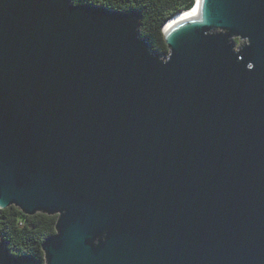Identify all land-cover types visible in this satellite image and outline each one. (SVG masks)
I'll use <instances>...</instances> for the list:
<instances>
[{
  "label": "water",
  "instance_id": "95a60500",
  "mask_svg": "<svg viewBox=\"0 0 264 264\" xmlns=\"http://www.w3.org/2000/svg\"><path fill=\"white\" fill-rule=\"evenodd\" d=\"M191 9L0 0V209L56 215L0 264H264V0Z\"/></svg>",
  "mask_w": 264,
  "mask_h": 264
},
{
  "label": "trees",
  "instance_id": "16d2710c",
  "mask_svg": "<svg viewBox=\"0 0 264 264\" xmlns=\"http://www.w3.org/2000/svg\"><path fill=\"white\" fill-rule=\"evenodd\" d=\"M72 3H91L121 11L138 10L142 16L139 33L149 42L152 50L165 55L164 22L178 12L191 9L194 0H72ZM55 222L56 215H25L13 206L0 209V240L7 242L12 254H28L42 261L41 245L46 237L55 232Z\"/></svg>",
  "mask_w": 264,
  "mask_h": 264
},
{
  "label": "bare ground",
  "instance_id": "6f19581e",
  "mask_svg": "<svg viewBox=\"0 0 264 264\" xmlns=\"http://www.w3.org/2000/svg\"><path fill=\"white\" fill-rule=\"evenodd\" d=\"M191 10H192V9H191ZM191 10H187V11L180 12V13L174 15V16L177 17V16H179V15H181V14H183V13L189 12V11H191ZM174 16H173V17H174ZM170 20H172V17L169 18L166 22H164V24L166 25ZM165 25H164V27H165ZM164 27H163V28H164ZM162 30H163V29H162Z\"/></svg>",
  "mask_w": 264,
  "mask_h": 264
},
{
  "label": "clouds",
  "instance_id": "9594fccd",
  "mask_svg": "<svg viewBox=\"0 0 264 264\" xmlns=\"http://www.w3.org/2000/svg\"><path fill=\"white\" fill-rule=\"evenodd\" d=\"M163 27H164V26H163ZM163 27H162V28H163Z\"/></svg>",
  "mask_w": 264,
  "mask_h": 264
}]
</instances>
